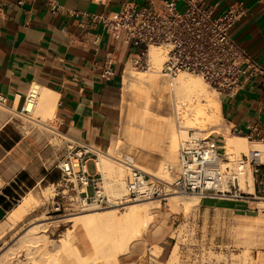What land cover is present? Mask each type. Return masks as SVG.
<instances>
[{
	"label": "crops",
	"instance_id": "obj_1",
	"mask_svg": "<svg viewBox=\"0 0 264 264\" xmlns=\"http://www.w3.org/2000/svg\"><path fill=\"white\" fill-rule=\"evenodd\" d=\"M237 1L245 3L247 13L231 35L264 67V0H206L216 13ZM128 2L139 8L159 0H0V97L6 114L0 126V221L30 184L55 177L48 167L42 173L38 161L43 149H51L50 141L38 138V130L28 137L10 125V113L26 116L22 106L34 83L58 96L48 129L55 125L69 137L98 144L114 135L128 52L117 48L93 16L117 12ZM107 52L115 59L116 75L110 79L100 75ZM218 100L224 129L211 133L222 149L226 133L245 137L250 149H264V73L244 77L235 96ZM212 203L207 207L230 213V201ZM245 206L235 203L233 209L247 215L251 210Z\"/></svg>",
	"mask_w": 264,
	"mask_h": 264
},
{
	"label": "built area",
	"instance_id": "obj_2",
	"mask_svg": "<svg viewBox=\"0 0 264 264\" xmlns=\"http://www.w3.org/2000/svg\"><path fill=\"white\" fill-rule=\"evenodd\" d=\"M246 13L243 1L216 13L206 0H159L139 8L128 2L117 12L94 15L93 19L102 23L118 49H127V61L135 67L148 68L149 48L162 46L166 57L161 74L170 84L179 73L187 72L201 77L219 96L233 97L242 88L244 77L264 73V67L254 62L231 35L232 28ZM114 64L113 53L107 52L100 72L102 78L116 75ZM27 97L28 93L24 101ZM0 106H4L3 97H0ZM22 112L28 113L23 106ZM52 133L55 142L50 141L49 145L55 158L50 166L52 170H60L67 186L64 191H75L82 207L111 206L113 201L106 193L102 175L96 170L94 146L89 141L69 137L58 128L53 127ZM90 161L94 162V173L89 171ZM248 169L254 193L240 186ZM173 170V181L153 180L141 168L130 165L127 193L120 201L179 192L194 193L201 198L264 200V153L255 147L230 158L225 148H219L212 133L203 136L190 132L179 147ZM152 257L150 253L148 264H153Z\"/></svg>",
	"mask_w": 264,
	"mask_h": 264
},
{
	"label": "rangeland",
	"instance_id": "obj_3",
	"mask_svg": "<svg viewBox=\"0 0 264 264\" xmlns=\"http://www.w3.org/2000/svg\"><path fill=\"white\" fill-rule=\"evenodd\" d=\"M163 63V62H162ZM150 66L148 68H138L128 62L125 70L134 71L149 77ZM190 74V73H189ZM124 75V73H123ZM197 76V75H196ZM206 89L215 101L220 99L221 96L205 83ZM144 90L149 91V99L139 98L130 93L128 86L122 84V104L116 110V131L114 135L105 143L91 142V145L96 148H101L107 153L115 155L124 160L125 156H130L135 160L137 165L146 170L158 171L160 176L166 181L174 180V170L178 160V150L181 143L187 138L188 133L199 131L197 128H186L187 135L182 136L177 140L176 145L173 147L171 139H165L161 147L153 149H142L137 147L133 140L126 138L123 135V126H127L125 122V114L129 111L138 108L139 106H148L151 112L156 116H168L173 122L174 127H177V116L175 115V99L176 90L171 91L170 82L163 76H159L153 86L137 85ZM123 88L125 98L123 96ZM151 99V101H150ZM150 103V105H149ZM1 108V106H0ZM19 114V113H18ZM28 114V113H27ZM14 116L11 119L10 125H15L28 137L31 136L35 130H38V138H45L46 141H52V129L56 128L52 125L50 129L47 125H40L31 121H25V116L18 117L15 113H10ZM51 126V124H49ZM224 129V120L220 122V128ZM200 135H206L209 130L204 126ZM206 128V129H205ZM221 131V130H220ZM214 136L215 133H212ZM169 136V135H168ZM120 140V144L117 141ZM218 146L222 149V141H218ZM48 149V151H47ZM45 148L40 152L38 161L41 163V172H46V167L51 169V163L55 158L53 151ZM264 153V149L260 148ZM250 147L244 151H232L229 153L232 157L240 156L242 153H248ZM166 166V169L163 168ZM89 171H95L93 161L88 164ZM117 168V165L116 167ZM161 171V172H160ZM251 172L250 169L247 170ZM55 177L47 176L37 179L34 185H30L21 192L19 201H15V207L22 197H34L31 199V206L27 213L21 219L17 220L11 227L7 223L8 215L0 221V259L7 252H16L21 249L18 244V238L29 228L32 224L45 222L49 220H62L70 216L83 212L87 208L99 207L95 204H90L86 207L79 205V196L75 191L66 189V183L61 179V172L55 168L52 170ZM103 177L104 187L106 193L114 202L108 207H99L100 211H105L111 208H117V213L121 214L126 210L124 207L131 202V200L121 202L119 195L112 192V183L116 179L114 172L105 171L100 173ZM129 169L124 167V177L127 181ZM246 180V175L242 177ZM154 180V178L152 177ZM242 180V179H241ZM253 181V180H252ZM247 182H249L247 180ZM253 184V182H252ZM127 187V183H126ZM246 191L245 189H243ZM248 192V191H247ZM191 194L200 199V204L191 206L189 209L182 207H173L169 200L165 199L169 194L164 197L155 196L153 198H160V208L155 209L150 224L142 228V235L140 241L142 247L133 245L131 251L127 254L120 256V264H143L148 261L150 253L153 264H264V202L263 199H249L248 201L225 200L230 201V213L223 210L207 207L206 204L213 201H224L217 198H201L194 193H173V194ZM258 194V193H257ZM119 197V198H118ZM150 198L142 199L140 201H147ZM252 201H259L258 204ZM247 205L244 208L250 207V214L245 215L238 213L233 208V204ZM213 204V203H212ZM257 206V208H255ZM12 207V208H13ZM156 214V215H155ZM48 218V219H46ZM69 220V219H68ZM64 220L59 225H52L50 227L51 235L55 238H60L65 232L72 227V222ZM162 226L158 227V225ZM145 228V229H144ZM160 228L161 231L157 232ZM74 231L77 232L74 244L78 246L82 254L93 255L95 249L88 233L81 227H75ZM109 234L101 231L99 237L101 240V248L109 243ZM156 246V247H155ZM138 249H136V248ZM107 248V247H106ZM105 248V249H106ZM1 262V260H0ZM96 264H109L105 260H97ZM93 263V264H95Z\"/></svg>",
	"mask_w": 264,
	"mask_h": 264
},
{
	"label": "bare ground",
	"instance_id": "obj_4",
	"mask_svg": "<svg viewBox=\"0 0 264 264\" xmlns=\"http://www.w3.org/2000/svg\"><path fill=\"white\" fill-rule=\"evenodd\" d=\"M165 57L166 49L164 47L152 45L149 48V77L138 72L135 73L134 71H128L124 75L123 83L128 86L130 93L139 98L149 99V91L137 85L153 86L159 76L162 77L161 68ZM205 83L198 75L181 72L174 79L173 83L170 84L171 91L174 93L176 90L174 104L175 115L177 116L176 128L174 127V122L168 116H156L148 106H139L125 114L127 126H123V135L133 140L137 147L153 149L161 147L168 137L171 139L174 147L178 138L180 140L182 136L187 135L188 130L186 128L199 129V131H194L197 135H200L199 133L203 130L202 127L204 126L209 130V133L222 130L220 128L222 120L220 102L211 98ZM57 97L56 92L44 88L38 83H34L30 87L28 97L23 104L24 109L28 111L25 121L48 125L54 117ZM4 109L5 107L1 106L0 126L6 116ZM225 138V152L228 157H231L229 153L232 151H244L249 147L245 137L231 136L226 133ZM120 139L117 141L118 145L120 144ZM94 152L97 155L94 160L98 171H111L116 175V179L112 183L113 194L121 195L120 197L124 196L127 193V181L123 176L124 167L128 169L130 165L139 167L135 163V160L130 156H125L124 160H122L115 155L95 148ZM116 165L117 168H115ZM163 168L166 169V166H163ZM145 172L150 174L154 180L162 179L160 174L162 172L164 174V170L160 171L161 173L156 170H146ZM252 180V174L248 171L246 180L242 178L240 182L241 189L254 193ZM167 194L169 195L165 199L169 200L173 207H182L185 211L191 206L200 204V199L191 194ZM33 198L32 196L22 197L20 202L9 212L7 223L11 227L29 211L32 204L31 199ZM146 198L150 199L137 202ZM261 201L264 202V200ZM160 205V198L149 196L131 200L124 207L126 210L121 214L117 213V208L100 211L99 207H93L62 220H49L46 218L48 221L45 220V222L32 224L27 228L18 238V244L21 246V249L16 252H7L0 259V264H93L100 259L109 262V264H120V256L129 253L133 245L138 248L142 247L140 241L142 228L150 224L153 213L157 211L155 209L160 208ZM64 220L71 221L72 227L60 238L53 237L49 231L50 227L52 225H59ZM162 224L160 223L158 227H161ZM78 226H81L92 240L95 249L93 255L82 254L76 243L74 244V228ZM103 229L105 233L110 235L108 238L109 243L103 246L104 249L101 248L102 239L99 237V233ZM159 230L161 231L159 228L157 232Z\"/></svg>",
	"mask_w": 264,
	"mask_h": 264
},
{
	"label": "trees",
	"instance_id": "obj_5",
	"mask_svg": "<svg viewBox=\"0 0 264 264\" xmlns=\"http://www.w3.org/2000/svg\"><path fill=\"white\" fill-rule=\"evenodd\" d=\"M30 185H31V184H30ZM30 185H29V186H30ZM31 186H32V185H31Z\"/></svg>",
	"mask_w": 264,
	"mask_h": 264
}]
</instances>
